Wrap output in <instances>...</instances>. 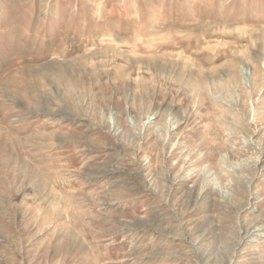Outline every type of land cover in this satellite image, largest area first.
I'll list each match as a JSON object with an SVG mask.
<instances>
[{"label": "rangeland", "instance_id": "374dc122", "mask_svg": "<svg viewBox=\"0 0 264 264\" xmlns=\"http://www.w3.org/2000/svg\"><path fill=\"white\" fill-rule=\"evenodd\" d=\"M0 264H264V0H0Z\"/></svg>", "mask_w": 264, "mask_h": 264}, {"label": "bare ground", "instance_id": "6f19581e", "mask_svg": "<svg viewBox=\"0 0 264 264\" xmlns=\"http://www.w3.org/2000/svg\"><path fill=\"white\" fill-rule=\"evenodd\" d=\"M137 41H140L139 43H141L142 45H146L151 42V38L147 37L146 35L141 37L138 36Z\"/></svg>", "mask_w": 264, "mask_h": 264}]
</instances>
